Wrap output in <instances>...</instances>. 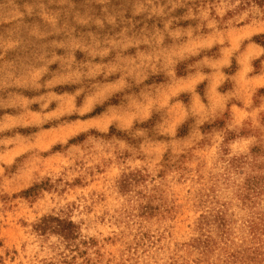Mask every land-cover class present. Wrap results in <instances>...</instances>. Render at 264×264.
I'll use <instances>...</instances> for the list:
<instances>
[{
    "label": "rangeland",
    "instance_id": "374dc122",
    "mask_svg": "<svg viewBox=\"0 0 264 264\" xmlns=\"http://www.w3.org/2000/svg\"><path fill=\"white\" fill-rule=\"evenodd\" d=\"M0 264H264V0H0Z\"/></svg>",
    "mask_w": 264,
    "mask_h": 264
}]
</instances>
